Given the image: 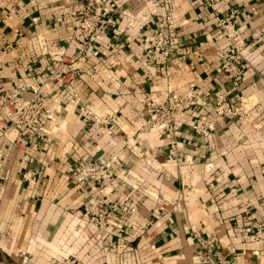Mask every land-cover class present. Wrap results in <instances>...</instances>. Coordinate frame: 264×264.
Instances as JSON below:
<instances>
[{
	"label": "crops",
	"instance_id": "obj_1",
	"mask_svg": "<svg viewBox=\"0 0 264 264\" xmlns=\"http://www.w3.org/2000/svg\"><path fill=\"white\" fill-rule=\"evenodd\" d=\"M206 1L168 0L179 45L148 68L145 42L166 11L151 0H108L114 25L83 60L76 20L65 16L86 0H0V93L28 100L36 87L46 99L36 134H0V264H200L198 237H216L232 264H264V247L236 233L264 222V0H222L246 46L237 81L218 71L227 43ZM75 68L74 94L63 99L57 84ZM188 85L197 102L174 114L176 130H143L145 101ZM222 102L233 115H216ZM108 115L102 131L96 119ZM202 116L215 120L207 138L191 128ZM114 154L122 164L109 183L77 185L79 161ZM94 199L118 208L130 200L136 212H113L98 230L81 212Z\"/></svg>",
	"mask_w": 264,
	"mask_h": 264
},
{
	"label": "built area",
	"instance_id": "obj_2",
	"mask_svg": "<svg viewBox=\"0 0 264 264\" xmlns=\"http://www.w3.org/2000/svg\"><path fill=\"white\" fill-rule=\"evenodd\" d=\"M151 1L157 7L166 8V11L153 37L145 42L146 57L144 66L148 68L155 65H165L174 59L179 45V36L175 30V16L173 10L169 7L168 0ZM107 3L108 0H86V5L82 11L65 16L76 20V27L72 38L80 46V59L82 60L86 59L93 51L101 28L114 25V19L110 14ZM205 4L210 7L213 6L216 8V12L220 14L218 26L227 43L226 49L219 54L221 65L218 71L224 73L230 80L237 81L240 78V63L246 46L239 29L233 21L235 11L223 13L221 10L223 8L222 0H207ZM67 76L68 78H66L64 84H57L58 88H61L59 96L63 99L74 94V82L78 76L77 68L71 70ZM55 79L58 82L64 79V77L56 74ZM30 90L32 96L28 100L22 99V96L19 95L6 96L0 93V124L4 123V127H6L4 129L0 126V134L2 130H7L8 126H10L22 135L32 136L41 127L46 99L36 87H31ZM197 94V88L194 85H188L180 94H167L160 102L153 100V98L145 101L148 118L143 130L174 132L177 128L174 114L179 110H192L197 102ZM234 112L223 102L215 108L217 116L228 117L233 115ZM96 120L102 131H108L113 118L108 115ZM191 128L196 135L207 138L215 129V120H208L203 116L198 117L194 120ZM178 148L179 144L177 142L173 141L170 143L169 153L172 157ZM121 164L122 159L117 154L110 156L105 162L81 160L78 163L79 174L76 177V183L82 188L103 186L112 180ZM37 174H40V172H37ZM120 209L129 214L136 212L130 200L125 201L118 208L114 204H104L97 199L90 200L84 204L81 212L93 228L102 230L107 226L109 216ZM236 233L242 242L264 247L263 221L240 227L236 230ZM197 244L200 252L195 259L200 264H232L229 257L216 250L218 244L216 237H198ZM112 248L114 246L110 244L103 247L102 251L108 254ZM68 264L83 263L72 257Z\"/></svg>",
	"mask_w": 264,
	"mask_h": 264
}]
</instances>
